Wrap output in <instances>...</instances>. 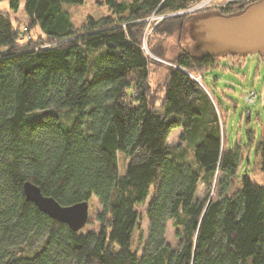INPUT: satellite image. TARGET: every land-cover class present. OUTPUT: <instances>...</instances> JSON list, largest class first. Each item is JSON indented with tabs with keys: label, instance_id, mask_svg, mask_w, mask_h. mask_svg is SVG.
Returning <instances> with one entry per match:
<instances>
[{
	"label": "trees",
	"instance_id": "16d2710c",
	"mask_svg": "<svg viewBox=\"0 0 264 264\" xmlns=\"http://www.w3.org/2000/svg\"><path fill=\"white\" fill-rule=\"evenodd\" d=\"M0 1L9 6L0 10V264H264V184L238 177L243 151L226 147L221 107L195 80L241 67L244 56L181 50L163 89L148 81V19L205 0H96L108 15L78 31L63 7L84 0H24L39 35L23 42L9 18L20 0ZM258 1L232 0L215 13ZM186 20L165 18L151 35L180 33ZM183 123V144L169 147ZM256 160L264 170V132ZM25 182L61 206L97 200L95 227L74 232L48 218L25 200ZM200 183H216L215 197L199 199ZM144 204L148 230L134 247ZM169 222L176 247L166 242Z\"/></svg>",
	"mask_w": 264,
	"mask_h": 264
},
{
	"label": "rangeland",
	"instance_id": "374dc122",
	"mask_svg": "<svg viewBox=\"0 0 264 264\" xmlns=\"http://www.w3.org/2000/svg\"><path fill=\"white\" fill-rule=\"evenodd\" d=\"M119 1L130 2L132 0ZM230 1L232 0H205L199 6L180 12V16L187 15L184 29L180 33L174 32L170 36L163 35L156 37L151 35V33L155 26L163 19L179 17V15L155 14L148 19L145 36L142 39V49L149 59L148 81L153 89L160 91L164 88L167 69L174 66L173 60L181 50L193 53L192 48L194 42L189 38L187 31L188 24L198 18L202 10L205 9L206 11L204 12L206 14H216L215 11L219 9L218 7L224 6ZM23 3L24 0H20V6L17 12H9V18L13 25L17 26L22 32L19 37V42H23L30 37L35 39L39 35L38 30L31 28L30 19L23 9ZM63 8L69 14L71 23L76 31L83 26L88 18L100 19L108 15L107 9L96 3V0H84L82 5H69ZM0 10L9 11L7 1H0ZM25 28L27 31H24ZM155 52L163 53V56H156ZM238 60L236 61L238 62ZM242 60L241 67L238 65L233 68L229 67L227 70H210L202 75L196 74L197 77L195 80L198 81L202 89H207L210 92L212 98L221 107V109L218 108L219 124L223 140L225 136L226 147L231 149L237 145L243 151L244 157L237 170L238 177L240 178L246 174L253 182L263 185L264 170H261L257 160L255 161V149L261 133L264 132V61L258 55H246ZM221 62L226 64L224 60H221ZM246 97L251 102L246 101ZM184 127L185 123H183V126L169 133L167 137V145L169 147L172 148L183 144ZM250 138L251 141L249 144ZM124 163L125 159L119 156L120 173L123 172ZM215 184H212L210 188L206 189L205 185L200 183L197 191L198 198L201 199L208 191L210 196L214 198L216 193ZM98 211V202L92 199L88 203V222H90V226L84 228V231L91 230L95 227V224H91L94 223ZM137 211L141 219L138 233L134 235V247L138 245L139 234H142L143 238H145L148 230L145 216L146 204L138 206ZM165 238L166 242L172 247L177 246V240L174 237V229L171 226V222L167 224Z\"/></svg>",
	"mask_w": 264,
	"mask_h": 264
},
{
	"label": "water",
	"instance_id": "95a60500",
	"mask_svg": "<svg viewBox=\"0 0 264 264\" xmlns=\"http://www.w3.org/2000/svg\"><path fill=\"white\" fill-rule=\"evenodd\" d=\"M181 15L180 13L174 16ZM194 42L192 52L198 56L224 57L227 55L264 57V0L249 5L244 11L231 15H200L187 27ZM27 202L32 203L48 218L67 225L72 231L81 230L88 221L86 202L61 206L53 198L44 196L30 182L22 186Z\"/></svg>",
	"mask_w": 264,
	"mask_h": 264
},
{
	"label": "built area",
	"instance_id": "2783aa9c",
	"mask_svg": "<svg viewBox=\"0 0 264 264\" xmlns=\"http://www.w3.org/2000/svg\"><path fill=\"white\" fill-rule=\"evenodd\" d=\"M253 97H254V95H253ZM245 100L248 102H251V100L248 97H246Z\"/></svg>",
	"mask_w": 264,
	"mask_h": 264
}]
</instances>
